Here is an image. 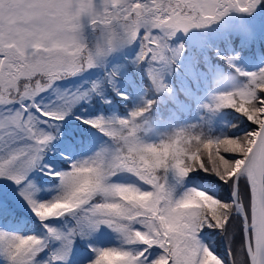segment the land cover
Returning a JSON list of instances; mask_svg holds the SVG:
<instances>
[{"label":"snow or ice","instance_id":"1","mask_svg":"<svg viewBox=\"0 0 264 264\" xmlns=\"http://www.w3.org/2000/svg\"><path fill=\"white\" fill-rule=\"evenodd\" d=\"M0 264H264V0H0Z\"/></svg>","mask_w":264,"mask_h":264}]
</instances>
